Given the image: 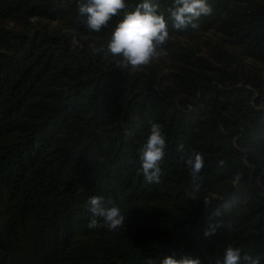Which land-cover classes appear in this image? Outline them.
<instances>
[{"label":"trees","instance_id":"obj_1","mask_svg":"<svg viewBox=\"0 0 264 264\" xmlns=\"http://www.w3.org/2000/svg\"><path fill=\"white\" fill-rule=\"evenodd\" d=\"M141 2L125 0L93 32L78 0H0V264H159L169 255L216 264L229 245L264 264V87L258 72L240 80L231 66L236 51L264 65V0H209L213 13L182 32L167 13L173 0H158L171 74L94 52ZM208 31L220 47L202 53L178 41ZM150 122L167 143L158 184L139 164ZM192 151L205 161L198 188L183 159ZM92 197L118 205L125 227L89 229ZM216 209L210 222L222 226L205 237Z\"/></svg>","mask_w":264,"mask_h":264},{"label":"clouds","instance_id":"obj_2","mask_svg":"<svg viewBox=\"0 0 264 264\" xmlns=\"http://www.w3.org/2000/svg\"><path fill=\"white\" fill-rule=\"evenodd\" d=\"M125 8V0H78V13L86 18V27L93 32H100ZM213 10L209 0H173V5L167 9V13L172 21V27L182 32L188 28L199 29L200 17L210 16ZM168 39V19L161 11L158 0H142L133 11L126 12L116 24L106 50L101 46L94 49V52L122 57L131 67L139 68L149 65L156 58L167 56V49L164 46ZM166 148V137L162 125L158 122H150L146 142L138 153L140 171L148 184L160 183L163 174L161 164L165 158ZM180 148L183 149V145ZM183 159L190 170L189 174L195 187L198 188L196 181L205 163L203 155L192 151ZM220 164L223 165V161H220ZM241 180L242 174L237 173L233 183L238 185ZM87 208L92 213V218L87 225L89 229L105 227L109 231H116L125 227L126 216L121 208L115 204L110 207L105 206L103 197L90 198ZM220 215V210L216 209L207 218L205 237L212 236L222 226L219 222H210L211 219ZM147 264H156V262L149 259ZM159 264H201V261L190 255H184L179 259L169 255L163 257ZM216 264H262V257L242 253L240 247L229 245L224 251L223 258L217 260Z\"/></svg>","mask_w":264,"mask_h":264},{"label":"rangeland","instance_id":"obj_3","mask_svg":"<svg viewBox=\"0 0 264 264\" xmlns=\"http://www.w3.org/2000/svg\"><path fill=\"white\" fill-rule=\"evenodd\" d=\"M4 21L6 22L5 24H7V26H14V27L23 26V28H28L31 24L35 22L44 23L47 26L48 30H53L57 27V25L53 22H49L47 20H42V19H36V18H30L27 22H24L23 24L17 22L14 18H7ZM67 34L74 48L82 47L81 43L83 38H81L80 36L74 33H67ZM196 35L198 36V33ZM196 35H195V39L197 37ZM192 36L194 35H191L190 37ZM199 36L200 39L196 40L195 42L193 41L184 42L181 40V38L178 41L186 46H191L194 48H196L195 46L199 45V47H197L196 49L200 50L202 53L206 52L210 48H213V46L220 47L221 37L218 34L214 33L213 31L200 33ZM110 56H112L113 59L118 60V63L121 64L122 66L132 70L134 69L140 70L146 67V66H141L139 68H133L122 57L113 56L111 54ZM232 58H233V60L231 61L232 70H234L235 73H237L238 78H240V80L242 79L243 76H252L256 72H258L260 76L259 79L263 82L262 85L264 87V65L254 63L250 59L245 58L243 55H241L238 51H236V55L233 56ZM147 67H152L154 71H156L159 74H171V72L173 71L171 62L163 57L154 59L149 65H147ZM260 101H261L260 104L264 106V97H262ZM207 196L211 198L216 197L215 194L213 193L208 194Z\"/></svg>","mask_w":264,"mask_h":264}]
</instances>
